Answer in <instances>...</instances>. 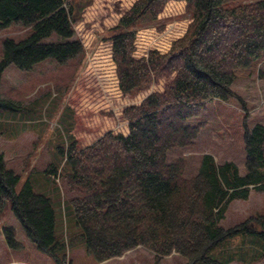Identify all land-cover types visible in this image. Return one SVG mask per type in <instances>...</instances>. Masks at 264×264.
Returning a JSON list of instances; mask_svg holds the SVG:
<instances>
[{
    "label": "trees",
    "instance_id": "obj_1",
    "mask_svg": "<svg viewBox=\"0 0 264 264\" xmlns=\"http://www.w3.org/2000/svg\"><path fill=\"white\" fill-rule=\"evenodd\" d=\"M169 1L134 0L120 16L124 30L110 36L120 90L143 92L164 80L162 90L121 110L126 132L108 130L80 147L71 139L56 146L58 162L43 170L51 176L59 168L63 185L74 193L63 212V232L56 231L59 205L36 192L30 178L16 192L20 175L0 153V208L11 200L26 237L55 264H71L67 249L75 238L96 262L140 246L153 264H170L172 253L185 259L177 264H205L207 251L236 233L257 235L264 260V211L229 228L220 225L231 202L252 192L264 196V123L244 130L243 174L234 162L205 154L198 173L185 177V158L167 159L171 148L190 145L198 135L201 124L186 120L209 99L228 100L236 70L264 58V0H180L190 15L184 33L165 52L138 56L133 27L142 19L155 21ZM11 22L33 30L23 40H3L0 78L10 64L29 70L47 58L64 62L83 49L71 0H0V26ZM52 33L61 40L42 41ZM2 232L9 247L20 245L12 226Z\"/></svg>",
    "mask_w": 264,
    "mask_h": 264
},
{
    "label": "rangeland",
    "instance_id": "obj_2",
    "mask_svg": "<svg viewBox=\"0 0 264 264\" xmlns=\"http://www.w3.org/2000/svg\"><path fill=\"white\" fill-rule=\"evenodd\" d=\"M133 1L71 0L75 36L83 49L64 62L47 58L29 70L10 64L0 78V99L11 102L0 104V153L6 167L20 175L16 192L30 178L36 192L46 194L59 205L57 232H63V212L70 210L69 199L74 193L63 185L59 168L51 176L43 174L48 165L58 162L56 146L74 139L80 147L108 130L126 132L127 122L121 110L138 104L151 91L162 90L164 80L143 92L124 93L118 86L110 36L124 30L120 16ZM189 21L184 2L169 1L155 21L136 22L133 27L137 30L136 54L145 55L150 49L165 52L171 41L184 33ZM32 30V26L23 22L0 26V60L5 38L17 42L27 38ZM60 40L52 33L42 41ZM263 71L264 58L238 68L228 100L209 99L197 115L186 120L188 125L201 124L197 137L192 144L173 147L167 152L169 161L179 156L185 158V177L198 173L205 154L217 162L232 161L240 174L245 172L244 130L257 122L264 123ZM263 211L264 196L252 192L248 199L228 205L220 225L229 228ZM3 226L14 228L15 239L20 243L17 248L5 242ZM262 250L257 235L236 233L211 247L205 264H264ZM67 253L71 264H153L151 254L140 246L121 256L96 262L81 238L73 239ZM184 260L174 253L166 258L170 264ZM0 264H55L51 256L38 250L26 237L11 212L10 199L0 208Z\"/></svg>",
    "mask_w": 264,
    "mask_h": 264
}]
</instances>
